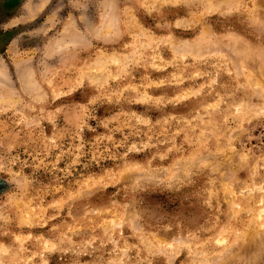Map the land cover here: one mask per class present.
Segmentation results:
<instances>
[{
	"label": "rangeland",
	"instance_id": "rangeland-1",
	"mask_svg": "<svg viewBox=\"0 0 264 264\" xmlns=\"http://www.w3.org/2000/svg\"><path fill=\"white\" fill-rule=\"evenodd\" d=\"M0 264H264V0H0Z\"/></svg>",
	"mask_w": 264,
	"mask_h": 264
}]
</instances>
